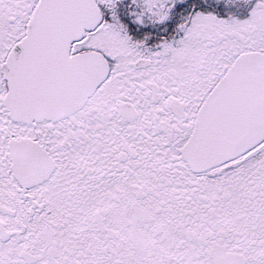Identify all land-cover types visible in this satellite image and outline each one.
Instances as JSON below:
<instances>
[{
	"label": "snow or ice",
	"instance_id": "obj_1",
	"mask_svg": "<svg viewBox=\"0 0 264 264\" xmlns=\"http://www.w3.org/2000/svg\"><path fill=\"white\" fill-rule=\"evenodd\" d=\"M0 264H264V0H0Z\"/></svg>",
	"mask_w": 264,
	"mask_h": 264
}]
</instances>
